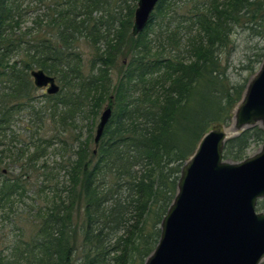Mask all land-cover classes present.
<instances>
[{"label": "trees", "instance_id": "16d2710c", "mask_svg": "<svg viewBox=\"0 0 264 264\" xmlns=\"http://www.w3.org/2000/svg\"><path fill=\"white\" fill-rule=\"evenodd\" d=\"M123 4L125 14L111 17V0H48L46 13L25 28L29 1L0 0V138L22 112L37 133L32 153L18 157L28 170L0 179V207L25 194L29 178L36 197L44 195L32 210V235L11 244L0 264H144L183 166L207 132L228 127L262 64L264 0H159L136 36V7ZM237 30L255 52L239 69L248 76L233 81L228 59ZM32 70L60 83L43 110L32 105ZM110 99L95 147L92 130ZM47 115L56 128L51 137L38 134ZM263 143V129L251 127L225 143L223 160L241 162ZM53 144L67 154L58 163L61 180L49 178L41 161ZM256 211L264 212V200Z\"/></svg>", "mask_w": 264, "mask_h": 264}, {"label": "water", "instance_id": "95a60500", "mask_svg": "<svg viewBox=\"0 0 264 264\" xmlns=\"http://www.w3.org/2000/svg\"><path fill=\"white\" fill-rule=\"evenodd\" d=\"M159 0H138L132 36L143 31ZM38 89L55 95V78L30 72ZM111 99L94 135L98 145L111 116ZM259 124L264 131V59L246 86L229 128L207 132L182 168L176 195L161 223L160 239L144 264H260L264 258V143L237 163L223 160L225 143Z\"/></svg>", "mask_w": 264, "mask_h": 264}, {"label": "rangeland", "instance_id": "374dc122", "mask_svg": "<svg viewBox=\"0 0 264 264\" xmlns=\"http://www.w3.org/2000/svg\"><path fill=\"white\" fill-rule=\"evenodd\" d=\"M28 1L30 3V8L28 9L27 16L23 18L21 22L25 28L32 27L33 18L36 16V14L43 15L44 13H46V7L48 5V0H42L41 3H39L38 0ZM123 1L125 0H111L113 8L112 12L110 13L111 17H121L125 14L126 6L123 4ZM127 2L130 6L134 4V6L136 7L137 2L133 0H127ZM36 9H39V11L35 12ZM111 23H113L115 27L118 26V22L115 20H112ZM33 28H36V26L34 25ZM231 41L232 44L230 47V56L228 59V72L230 77L233 78L232 80L236 81L240 78H245L248 76V73H242L239 69L243 64L242 61H245L247 57H251V55L255 51H252L250 49L252 48L253 42H251V40L247 36L242 34L239 30H237L232 36ZM259 47H264V43L260 42ZM82 50L85 59H87L89 50L86 47H84ZM258 52L263 51L259 49ZM259 68L260 66H256V70L254 71V73L248 77V82L255 76ZM112 75L113 78H115L116 71H114ZM56 84L60 86V83L57 80ZM33 96L34 98L32 105H34L35 111H38L39 109L43 110L44 102L46 101L45 97L48 96L46 95L45 89L35 88ZM32 117L35 118V115L32 114ZM13 119L14 122L11 123L10 130L0 138V160L2 162V164L0 165V175H2L0 179L16 178L26 172L28 168L24 169L21 166L23 163H25V161L18 162V157L20 155V152H25L29 155L34 150V147L31 146L33 143L32 141H35V138L32 137V133H34L35 136L37 133L35 131V127L29 123V112H22L20 114L15 113ZM43 121L44 122L40 124L41 128L38 127V134L40 136L51 137L53 134H55L56 128H53V126L50 124L48 115L45 116ZM97 123L98 119L93 127L92 136H94L95 134ZM231 124L232 119L228 127H214L229 128ZM256 126L260 125L257 124ZM84 127L85 124L80 125L83 133L82 136L86 137L87 128ZM62 138L65 139L66 137L63 136ZM53 142H56V140H53ZM261 147L262 146H251L247 152V156L252 157L258 154ZM90 149H93L92 143L90 144ZM66 155L67 154L65 150L63 148H60L59 144H53L52 146H50V148H46L41 161H45L49 167V170L45 169L46 174L50 175L49 178L60 176L59 180H61L64 172L59 171L58 163L62 161L61 157ZM38 173H41V171H38ZM34 176L36 177V174ZM26 180V193L19 194L20 197L13 196L8 205L0 207V259L7 255L8 249L11 247V244H15L19 239L28 238L32 235V210L35 207V202L41 203L43 201L44 195L41 194L38 199L36 197L37 190L33 187L34 180L32 178ZM28 185H30L32 188H29ZM262 200H264V198ZM261 213H263V211ZM260 264H264V258L261 260Z\"/></svg>", "mask_w": 264, "mask_h": 264}, {"label": "flooded vegetation", "instance_id": "af4514ba", "mask_svg": "<svg viewBox=\"0 0 264 264\" xmlns=\"http://www.w3.org/2000/svg\"><path fill=\"white\" fill-rule=\"evenodd\" d=\"M42 89H45V91H46V88H42Z\"/></svg>", "mask_w": 264, "mask_h": 264}]
</instances>
